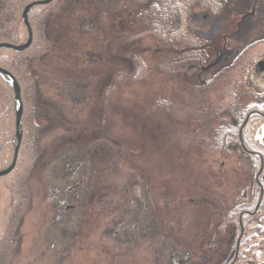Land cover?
<instances>
[{
  "label": "rangeland",
  "instance_id": "rangeland-1",
  "mask_svg": "<svg viewBox=\"0 0 264 264\" xmlns=\"http://www.w3.org/2000/svg\"><path fill=\"white\" fill-rule=\"evenodd\" d=\"M231 2L227 19L245 8ZM139 9L125 0H68L48 18L49 48L32 69L51 110L39 121L50 126L29 180L20 247L7 264L236 258L239 227L229 213L222 223L219 204L231 212L261 163L240 145L225 155L209 149L203 123L210 130L234 116L240 126L242 112L264 96L235 80L247 70L242 59L206 87L171 78L155 41L128 33L140 25ZM231 103L241 107L229 111Z\"/></svg>",
  "mask_w": 264,
  "mask_h": 264
},
{
  "label": "trees",
  "instance_id": "trees-1",
  "mask_svg": "<svg viewBox=\"0 0 264 264\" xmlns=\"http://www.w3.org/2000/svg\"><path fill=\"white\" fill-rule=\"evenodd\" d=\"M32 1L35 0H0V42L12 44L24 42L27 38V29L22 22L21 13L23 7ZM66 1L68 0H52L47 4H34L27 15L32 31L30 45L20 51L0 48V67L9 71L17 80L22 102L19 126L21 140L16 162L8 173L0 177V264H7V259L19 250L21 242L19 226L31 207L29 180L40 161L41 141L45 129L50 126V122L42 124L39 121L51 110L40 99L32 63L43 57L48 50L49 43L45 33L48 18ZM125 1L140 6L138 12L140 25L128 33H135L139 39L144 36L152 38L163 59H168L172 49L178 51L192 47V42L198 40L194 33L195 28L203 20V15L218 13L225 4V0ZM135 57L139 58L137 55H134V59ZM231 104L233 108L229 111H233L234 108L238 111L241 107L238 103ZM244 115L245 112H242L239 116L243 118ZM231 122H223L219 127L211 125L210 130L209 124L203 123V132L208 138L205 144H208L209 149L225 155L232 146L240 145L238 137L240 121L238 119L235 125ZM243 131L244 129L242 138L245 135ZM15 144L14 91L0 75V170L10 164ZM258 147L264 156L263 146ZM259 180L264 189V165ZM253 195L255 203L258 190ZM263 204L264 197L261 202V205ZM219 208L222 210V215L224 214L221 218L222 223L227 220L225 217L227 213L231 221L233 208L230 209L231 212L227 208L224 209L221 204ZM246 217L244 218L246 219L245 230L239 245L240 250L236 258H228L227 261H230L228 264L264 263V221H251L248 216ZM234 222L237 224V220ZM261 259L262 262H260Z\"/></svg>",
  "mask_w": 264,
  "mask_h": 264
},
{
  "label": "flooded vegetation",
  "instance_id": "flooded-vegetation-1",
  "mask_svg": "<svg viewBox=\"0 0 264 264\" xmlns=\"http://www.w3.org/2000/svg\"><path fill=\"white\" fill-rule=\"evenodd\" d=\"M231 1L244 3L245 8L240 9L236 16L234 12V19H227L226 17L230 13L228 7L232 3ZM229 2L230 4L228 5ZM201 24L199 28H195L196 31L199 30L197 34L194 33L198 40L192 42V47L182 48L178 51L172 49L169 53L167 59L169 76L174 78L180 75L183 80L194 82L198 87L202 88L218 81L222 77L229 78L227 77L229 71L231 72L238 61L242 59V63H245L248 67L246 71L243 69L241 72L240 70L235 80L247 82L249 67L258 58L264 56V0H225L223 8L218 13L212 15L204 14ZM248 86L252 93L251 95L264 96V90H255L249 83ZM231 119H233L232 122L235 125L234 116H231ZM244 121L245 123L243 124ZM241 126V130H238V137L239 142L240 139L242 140L244 147L241 143L240 146L244 155L256 157L259 164L262 160L264 165L262 152L258 149L249 148L247 143L250 140V143H255L257 146L261 145L264 149V102L256 104L255 108H250L247 111L238 128L240 129ZM247 128H249L250 132L247 131ZM243 129L246 135L245 139L242 138ZM263 149L262 151H264ZM183 156L186 162L189 158L185 154ZM183 156H178V159L182 160ZM261 173L262 169L259 174L256 171L254 177L255 189H253L254 186L250 189L247 187L234 203V221L237 220L239 227L235 243V256L240 250L239 245L245 230L244 223L246 219L244 220V218L248 216L251 221H264V204L261 205L264 189L259 180ZM257 176L258 182L256 181ZM256 190H258V197L254 203L253 192ZM188 262L189 257L187 256L176 259V264H187Z\"/></svg>",
  "mask_w": 264,
  "mask_h": 264
},
{
  "label": "water",
  "instance_id": "water-1",
  "mask_svg": "<svg viewBox=\"0 0 264 264\" xmlns=\"http://www.w3.org/2000/svg\"><path fill=\"white\" fill-rule=\"evenodd\" d=\"M52 0H35L30 3H27L21 13L22 22L24 23L26 29H27V38L24 40V42L20 44H12L8 42H0V48H9L13 50H23L27 48L32 40V31L31 27L28 22V11L34 4H47ZM0 75L1 77L6 80V82L11 86V88L14 91V113H15V138H16V144L14 146L13 150V157L10 162V164L5 167L4 169L0 170V177L8 173L15 165L18 147L21 140V133L19 132V126H20V119L22 114V102L20 99V88L17 83V80L15 77L7 70L0 67ZM247 82L253 87L255 90H264V56H261L258 58L254 63L251 64L249 67L248 73H247ZM246 121V120H245ZM243 122V124L245 123ZM242 126L239 130H241ZM263 162L261 160V166L258 171V174L260 173L262 169ZM256 181L258 182V176L256 177Z\"/></svg>",
  "mask_w": 264,
  "mask_h": 264
}]
</instances>
